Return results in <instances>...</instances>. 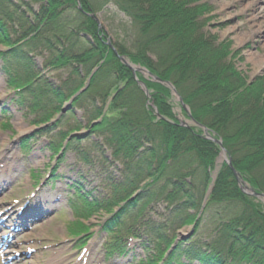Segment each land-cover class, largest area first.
<instances>
[{
    "label": "trees",
    "instance_id": "16d2710c",
    "mask_svg": "<svg viewBox=\"0 0 264 264\" xmlns=\"http://www.w3.org/2000/svg\"><path fill=\"white\" fill-rule=\"evenodd\" d=\"M80 1L85 11L96 13L113 5L128 18L134 19L133 23L139 29L132 45L134 54L123 48L119 52L162 80L173 82L182 98L190 104L194 119L222 139L235 168L242 175H247L252 187L264 193V115L260 117L264 111V97L260 96L261 91L257 94L253 91V85L239 81V73L231 69V64L224 62L230 55L225 43L216 48L212 39L207 37L203 41L202 35H199L194 20L202 15L204 6H195L197 0ZM47 4L48 7L42 6L38 13H34L26 11V3L0 0V45L10 49L0 55L11 84L15 86L16 80L21 81L16 86L24 89L23 97L29 102V108L33 111L45 109L47 114H50L51 107H55L54 112L61 111L64 104L82 88L87 76L82 77L79 72H74L78 79L70 86L67 83L69 87L65 90L64 86H55L42 77L36 71L38 68L33 67L32 55L39 54L38 50L49 47L53 54L58 52L51 40L56 33L66 38L63 53H67L66 57L70 56L65 57L67 60L60 58L62 66L78 62H83L85 67L89 63H102L99 72L101 76L104 74L103 83L111 86L116 76L128 81L129 86L114 97L109 113L93 131L102 134L106 145L131 152L132 164L124 172L125 183L118 189L120 196L115 197L117 201L127 202V208L136 207L140 215L155 203L167 202L169 205V217L165 223L146 222L136 234H141L142 239L147 237V250L153 246L162 257L166 251L163 245L168 249L174 242L169 233L176 231L175 227L182 228L196 221L211 183L209 170H213L220 149L201 137L200 133L154 120L147 98L133 82L131 71L122 65L104 42L102 46L94 44L90 47L88 43L91 41L83 38L86 33L95 34V27L87 23L91 21L86 19L76 0H48ZM62 7L64 9L59 13ZM40 16L41 22L50 25L42 28L30 22L32 17L39 20ZM5 22L13 23L18 31L9 32ZM59 22L61 28L57 26ZM71 37L80 45L75 47ZM210 71L211 78L208 75ZM147 85L150 90L155 86L157 92L169 93L150 82ZM91 86L94 89L99 84L94 86L92 82ZM225 89L230 90L229 93ZM90 94L88 92L80 97L75 106L80 107L81 100ZM106 95V98L111 96L109 93ZM155 95L152 100L157 103L160 113L171 117L160 105L159 96ZM258 101L263 102V106ZM116 112L119 114L115 115ZM104 114V109H97L89 122ZM203 147L208 148L203 150L204 154L210 153L211 149L214 155L204 157L197 154L196 150ZM97 148L102 146L98 144ZM90 154V151L83 150L82 159L89 163ZM227 177L234 181V187L226 186L222 190L221 185L228 182ZM143 182L146 184L141 186ZM139 190L142 192L131 200ZM237 190L234 175L225 165L203 213V218L207 217L215 226L213 231L217 238L211 242L192 243L194 248L203 250L204 264H227L230 260L232 264H264V218L254 212L256 207L251 206L245 197L242 198ZM79 197L84 204L81 207L85 206V209L91 206L109 209L110 213L114 211L111 200L89 203L82 195ZM107 203L108 206L105 205ZM170 207L173 209L169 210ZM191 211L196 213L191 214ZM259 211L262 212V209ZM119 218L118 215L113 224ZM182 247L180 245L178 250Z\"/></svg>",
    "mask_w": 264,
    "mask_h": 264
},
{
    "label": "rangeland",
    "instance_id": "374dc122",
    "mask_svg": "<svg viewBox=\"0 0 264 264\" xmlns=\"http://www.w3.org/2000/svg\"><path fill=\"white\" fill-rule=\"evenodd\" d=\"M14 1L26 3L27 6L25 7L27 12H29L28 10H32L34 13H38L42 6H49L47 4L48 0H45L44 3L41 0ZM76 1L79 9L87 17L86 19L91 21L87 23H91L95 27V34L86 33V37H83L87 41H91V43H88L90 47H93L94 44L96 46L98 44L102 46L104 42L118 56V59L121 57L129 60L128 56L122 55L119 51L122 48L129 49L134 54L132 45L139 31L138 26L133 23L135 22L134 19L131 17L128 18L113 5L103 11L95 13L94 11H85L82 2L80 0ZM196 4L195 6H204L202 15L194 20L195 25H197V31H200L199 35H202L203 41L207 40V37L212 39V42L215 43L213 45L216 48L225 43L230 55L226 57L224 62L231 64V69L239 73V81L253 85V91L256 94L261 91L260 96L264 97V0H197ZM63 9L64 7L58 10V12L61 13ZM41 17L39 20L32 17L30 22L42 28L49 26L50 24L48 25L46 22L43 23L40 21ZM63 20L64 17L61 21ZM12 26V24H8L9 32L16 29H13ZM57 26L61 28V22ZM71 38L74 39L73 44L75 47L80 45L74 37ZM51 40L58 51L56 54H53L49 47H44L43 50H38L39 54L32 55L35 64L33 67L39 68V70L36 69L37 73L41 71L43 76L55 81L59 80V83L61 82L65 90L77 81L78 76L74 72H79L82 77L87 76L85 78L86 83L94 82V86L99 84V87L89 91L91 94L81 100L80 107L70 111L72 113L71 116L63 118L60 113L53 112L52 114L46 115L47 118H51L49 124L36 126V122L46 119L43 114L44 109L33 112L26 107L27 105L25 106V101L22 100V93L19 94L18 91L9 86V73L0 60V157H3L0 162L6 164L10 161L8 167L11 165L10 170L3 177L4 181L0 187V204L5 203L8 205L10 203L13 204L15 200L28 199L31 193L35 191L34 188L42 185L39 188V194L49 197L48 201L52 199L56 200L53 204L54 207L50 204L52 206L51 211L56 210V213L54 212V215H49L47 219L39 221L40 223L28 228L23 224L20 234L17 237V243L23 253L26 247L29 246L26 244L36 242L38 248L45 250L44 253L48 259L54 255L56 260L59 261V264H72L71 262L76 259L78 252L76 247H73L71 243H65V241L72 237L69 227H72L71 221L74 218L73 202L77 201L71 198V195L74 193L73 188L78 187L87 195L96 198L109 196L113 191L112 184H117V182L122 180L120 170L122 169L124 171V166L132 164L130 159L131 152L125 148L124 150H119L116 146L110 145H105L100 149L97 148L98 144L101 143L99 142V132L95 135L89 134L88 122L92 115H94V112L99 108L109 112L108 109L114 97L119 92L124 91L129 85L128 81H124L122 77L118 76L113 81L114 85L111 84L109 86L103 83L104 74L101 76L99 72L101 68L99 63H96V65L89 63L86 67L83 66V62L62 66L59 61L60 58L61 60H65L67 57L70 58V56L66 57L67 53H63L67 40L58 33ZM1 50L5 49L0 47ZM119 60L123 66H126L121 59ZM50 61L52 66L50 65ZM128 62L132 63L130 60ZM133 65L136 68L145 69L142 72L136 71L135 73L132 70L131 73L133 82L137 83L140 91L147 98V106L154 114V120H163L171 125L186 127L195 133H200L201 137L206 138L203 129H200L201 126L191 121L194 119L192 108L182 98L175 84L167 81L172 86L167 85L164 83L165 80L154 75L149 69L134 63ZM149 73L155 77V80ZM208 75L211 78L212 71ZM146 81L147 83L150 82L153 85L166 89L169 93L165 91L157 92V87L155 86L152 89L153 91L150 90L147 87L148 85H146ZM209 81L211 82V80ZM67 83H69V86H66ZM141 83L146 85L145 89ZM224 91L229 93L230 90L225 89ZM106 93H109L111 96L106 98ZM155 93V96H159L160 105L172 118L160 113L157 103L152 100ZM258 102L260 106H263V102ZM115 114L117 115L119 112ZM262 115H264V111L260 117ZM64 116H67V114ZM56 122L57 125H60L57 127V132L55 131L56 127L55 129L53 128ZM71 130H77L75 133L83 138L81 150L90 151L91 166L81 160V157L74 151L67 152L62 159L56 158L57 156L53 154L51 150L52 143L58 144L60 142L59 134L62 132L66 135ZM210 133L212 135L213 131H210ZM29 138L31 139L30 153L24 154L21 148L23 139L29 140ZM207 149L203 147L196 151L197 154L205 155L204 157H208L212 153L214 155L211 149L210 153L204 154L205 152L203 150ZM219 156L220 152L216 154L213 166V175L214 172H217V177L223 172V165L218 167L216 164ZM108 157L113 158L110 161ZM199 157L198 160H200ZM48 176L50 178L46 179ZM243 176L247 184L251 185L247 175L243 174ZM227 178L228 182L226 183L225 181L221 185L222 190L226 186L230 188L234 187V181L229 180L230 177ZM235 182L238 187L237 191H239L242 198L245 197L251 206H255L254 212H258L264 218V203L256 197L246 195L247 193L245 192L243 193L237 180ZM234 191L236 192V190ZM37 203L41 204L42 201L36 202V204L35 202L32 203L30 207L32 211L37 210ZM80 205L79 203L78 206ZM19 206H21V203ZM165 206V204H156L155 208H153L151 205L146 216L161 219L156 215V211H162L161 209ZM260 209H262V212L259 211ZM17 210L18 207L12 209L10 212L12 216L8 223H6V226H10L16 220L17 215L15 212ZM248 210L251 211L249 206ZM107 217V214L102 213L87 223L90 231L92 230L93 232L91 240H95L90 250L92 253L91 258H93L92 264H136L134 260L135 258L139 260L140 255L143 256V250L138 246L135 247L133 243L131 253L127 257L115 259L113 262H107L104 251L98 249L101 247L99 244H102L105 234L96 226L100 225ZM30 218L27 223H33L39 219V217L34 215L30 216ZM207 223H210V220ZM188 232H190V228L183 229V233ZM202 232L207 235V238L209 237V231L203 229ZM8 233H10L9 228ZM121 236L127 240L131 234L124 228L121 230ZM85 240L86 237L82 239V241ZM78 243L79 241L75 242L74 246L78 245Z\"/></svg>",
    "mask_w": 264,
    "mask_h": 264
},
{
    "label": "water",
    "instance_id": "95a60500",
    "mask_svg": "<svg viewBox=\"0 0 264 264\" xmlns=\"http://www.w3.org/2000/svg\"><path fill=\"white\" fill-rule=\"evenodd\" d=\"M120 59L122 60V62L124 63V65H126L127 67H129L130 69L133 70V72L135 73L136 71L138 72H142L144 71L145 69H140V68H136V66L132 65L130 62H128L127 59H124V58H121ZM147 72V71H146ZM148 73V72H147ZM149 75H151L154 80H155V77L149 73ZM158 80V79H157ZM159 81V80H158ZM165 84L167 85H171L170 82H167V81H164ZM141 85H143L144 89H145V84L144 83H141ZM172 86V85H171ZM87 89V87L82 90L80 93H78L76 96H74L70 102L67 104V106L65 107V109L63 110V113H66L68 110L72 109V105H73V102L74 100L82 93L84 92L85 90ZM180 101H182L180 99ZM183 102V101H182ZM191 118V117H190ZM194 121V120H192ZM203 128V131L205 133V136H206V139L210 140L211 142H214L216 145H218L221 149V153H220V156L219 158L217 159L216 161V164L218 165V167L220 165H223L224 163H226V165L229 167V169L232 171V173H234L233 175L235 176L238 184H239V187L241 189V191L244 193H247L246 195H249L251 197H256L258 198L259 200H261L263 203H264V193L262 192H259L257 191L254 187H252L251 185L247 184V182L243 179V175L235 168L234 166V163H233V159H232V156H230L228 154V151L226 150V148L224 147L223 145V142L221 139H216L215 136L211 135V133L209 132V130L206 128V127H202ZM217 167V168H218ZM216 179H217V172H214V175H213V183H212V186L206 196V199L209 198L210 194H211V191H212V188L216 182ZM190 228V232L188 233H179V238L177 239L176 241V244L179 242V241H188L190 240L194 235H195V228H196V225L194 224L192 227H189ZM175 248V246L173 247V249ZM172 249V250H173Z\"/></svg>",
    "mask_w": 264,
    "mask_h": 264
},
{
    "label": "bare ground",
    "instance_id": "6f19581e",
    "mask_svg": "<svg viewBox=\"0 0 264 264\" xmlns=\"http://www.w3.org/2000/svg\"><path fill=\"white\" fill-rule=\"evenodd\" d=\"M198 125L201 126L200 129H203L202 127H205V125H203V124H201V123H199V122H198Z\"/></svg>",
    "mask_w": 264,
    "mask_h": 264
}]
</instances>
